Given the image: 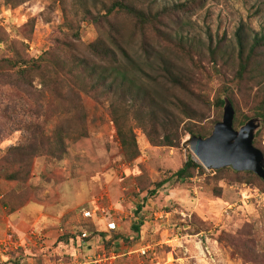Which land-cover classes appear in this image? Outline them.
I'll use <instances>...</instances> for the list:
<instances>
[{
	"label": "trees",
	"instance_id": "16d2710c",
	"mask_svg": "<svg viewBox=\"0 0 264 264\" xmlns=\"http://www.w3.org/2000/svg\"><path fill=\"white\" fill-rule=\"evenodd\" d=\"M30 1L3 0L11 7ZM205 1L161 5L159 0H49L51 6L60 9L62 22L51 45L37 56L28 52L29 44L23 40L32 41L36 18L30 17L19 26V38H10L0 27V43L4 46L0 48V76L14 78L25 86L33 87L36 82L39 91L46 94L42 115L21 120L17 143L0 147V185L15 182L14 188L0 196V209L11 214L31 197L27 183L36 158L43 157L47 165L56 164L67 153L68 138L88 136L83 98L104 108L127 162L140 155L136 130L151 146L178 148L186 134L209 136L221 121L226 102L234 111V129L250 119L259 120L261 125L252 143L264 156V76L257 72L264 56V31L254 30L250 21H240L228 38L214 39L209 29L204 42L189 30L177 28L172 33L173 25L190 24L189 19L180 20L181 13ZM82 21L96 28L94 40L81 41ZM205 60L222 76L212 99L208 85L211 73ZM235 90L241 95L240 102ZM211 108L215 111L212 118ZM4 116L9 124L18 121L9 112ZM187 151L186 160L171 174L179 182L206 173L190 149ZM211 172L207 183L215 195L221 193V181L264 191V179L251 171L223 167ZM167 180L151 181L142 167L137 184L140 192L152 198ZM134 229L138 231L139 227ZM74 231L63 241L88 240L96 235L105 247L114 241H128L115 230H107L110 234L97 231L89 220ZM223 239L244 262L264 264V248L249 223Z\"/></svg>",
	"mask_w": 264,
	"mask_h": 264
},
{
	"label": "rangeland",
	"instance_id": "374dc122",
	"mask_svg": "<svg viewBox=\"0 0 264 264\" xmlns=\"http://www.w3.org/2000/svg\"><path fill=\"white\" fill-rule=\"evenodd\" d=\"M183 1L159 0V4ZM47 6H51L49 0H32L17 7L0 0V27L10 38H19V26L30 17L36 18L32 41L23 39L29 44L28 52L32 56L51 45L62 22L57 5L50 9ZM183 18L189 19L190 24L173 25L172 33L177 28L189 30L202 42L208 29L214 39L230 37L240 21H250L254 30L262 32L264 0H206L201 6L186 9L180 14V20ZM80 32L82 42L97 36L96 28L86 21L81 22ZM3 47L0 43V48ZM204 64L211 73L208 85L212 99L222 76L207 60ZM257 72L264 76V56ZM39 89L36 82L33 87L25 86L14 78L0 76L1 148L17 143L21 120L42 115L46 94ZM235 97L240 102L241 95L236 90ZM83 105L88 136L68 138L67 153L56 164L47 165L43 157L33 162L27 183L31 190L29 199L46 204L44 217L34 220L37 213L30 214L26 218L29 221L31 217L30 222L17 225V220L9 219L7 209H0V264H15L13 261L18 258L23 259L17 264H249L223 239L245 223L250 224L260 247L264 248V191L221 181V193L215 195L207 183V176L213 173L206 168V173L188 181H176L171 174L186 160L189 149L183 146V141L188 134L178 148L154 147L136 130L140 155L127 162L104 108L89 98H83ZM4 112L11 113L18 121L9 124ZM214 115L211 108L210 118ZM142 167L153 182L168 178L152 198L139 191L137 177ZM14 187L15 182L1 184L0 196ZM95 209L93 217L83 215L84 211ZM88 220L97 231L104 232L107 221L114 220V232H121L128 241H114L107 247L97 235L88 240L63 241L66 234H75V228ZM134 226L139 227L138 231ZM31 232L39 238H30ZM88 244L92 247H87ZM144 246L150 248L149 255L140 253Z\"/></svg>",
	"mask_w": 264,
	"mask_h": 264
},
{
	"label": "water",
	"instance_id": "95a60500",
	"mask_svg": "<svg viewBox=\"0 0 264 264\" xmlns=\"http://www.w3.org/2000/svg\"><path fill=\"white\" fill-rule=\"evenodd\" d=\"M234 111L226 102L221 121L205 138L188 135L183 146L188 147L202 166L208 170L231 167L237 171H251L264 179V156L254 147V132L259 126L256 118L234 129Z\"/></svg>",
	"mask_w": 264,
	"mask_h": 264
},
{
	"label": "crops",
	"instance_id": "0c3cea01",
	"mask_svg": "<svg viewBox=\"0 0 264 264\" xmlns=\"http://www.w3.org/2000/svg\"><path fill=\"white\" fill-rule=\"evenodd\" d=\"M45 208H46V204L37 200L28 199L21 208H19L15 212H12L9 215V219L12 221L17 220L18 221L17 225L23 224V222L26 223L27 216H30V214L33 216V214L37 213L34 220H40L41 218L44 217ZM31 220L32 218L30 217V220L27 222H30ZM87 247H92V246L91 244L90 245L88 244Z\"/></svg>",
	"mask_w": 264,
	"mask_h": 264
},
{
	"label": "built area",
	"instance_id": "2783aa9c",
	"mask_svg": "<svg viewBox=\"0 0 264 264\" xmlns=\"http://www.w3.org/2000/svg\"><path fill=\"white\" fill-rule=\"evenodd\" d=\"M98 210L101 211V212L104 211L103 209H100V208H98ZM95 214H96V209L93 210V211L86 210V211L83 212V215H84L85 217H93V215H95ZM106 229H107V230H115V229H116V223H115V221H114V220H109V221H107V223H106ZM30 235H31L30 238H32V239H33V238H34V239H38V238H39V236L36 235L34 232H31ZM84 235H85V234H84ZM149 251H150V248H149L148 246H144V247H142V248L140 249V253H141L142 255H149Z\"/></svg>",
	"mask_w": 264,
	"mask_h": 264
}]
</instances>
